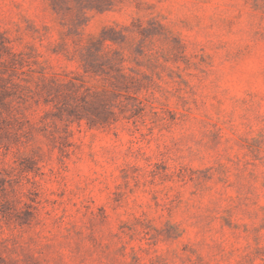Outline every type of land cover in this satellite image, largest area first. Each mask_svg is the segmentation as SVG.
<instances>
[{"label": "rangeland", "instance_id": "obj_1", "mask_svg": "<svg viewBox=\"0 0 264 264\" xmlns=\"http://www.w3.org/2000/svg\"><path fill=\"white\" fill-rule=\"evenodd\" d=\"M0 264H264V0H0Z\"/></svg>", "mask_w": 264, "mask_h": 264}]
</instances>
